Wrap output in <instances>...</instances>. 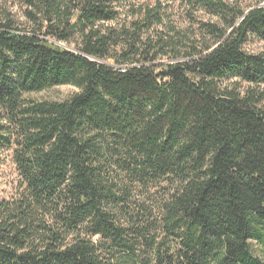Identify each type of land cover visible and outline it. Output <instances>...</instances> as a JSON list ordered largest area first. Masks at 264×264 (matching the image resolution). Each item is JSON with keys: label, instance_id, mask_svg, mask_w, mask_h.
Here are the masks:
<instances>
[{"label": "trees", "instance_id": "trees-1", "mask_svg": "<svg viewBox=\"0 0 264 264\" xmlns=\"http://www.w3.org/2000/svg\"><path fill=\"white\" fill-rule=\"evenodd\" d=\"M0 1V264H264L263 0Z\"/></svg>", "mask_w": 264, "mask_h": 264}, {"label": "rangeland", "instance_id": "rangeland-1", "mask_svg": "<svg viewBox=\"0 0 264 264\" xmlns=\"http://www.w3.org/2000/svg\"><path fill=\"white\" fill-rule=\"evenodd\" d=\"M140 4L148 3L152 4L155 0H136ZM163 5H170L172 8L173 18L178 25L185 27L193 25L195 28L196 21H205L208 19V15L203 11H196L191 14L193 18L187 19L188 8H186L181 0H160ZM232 2H239L243 7H249L257 3L258 0H229ZM1 3V1H0ZM3 4L9 7V9L15 14L16 17H21L22 7L18 3V0H2ZM259 3L264 4V0ZM186 19V20H185ZM190 21V22H189ZM192 23V24H190ZM251 51H264L262 43L254 42L248 45ZM78 91L75 86L72 85H58L48 90L41 92L30 93L27 96L37 100H56L61 101L68 99L74 92ZM16 183V172L11 160L10 151L0 149V200L9 198L14 191Z\"/></svg>", "mask_w": 264, "mask_h": 264}]
</instances>
